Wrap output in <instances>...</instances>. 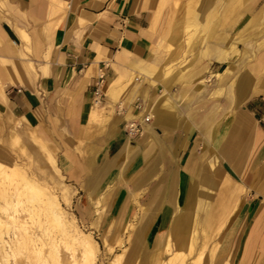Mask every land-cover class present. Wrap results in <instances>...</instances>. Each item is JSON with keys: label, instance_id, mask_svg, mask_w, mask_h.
Returning a JSON list of instances; mask_svg holds the SVG:
<instances>
[{"label": "crops", "instance_id": "crops-1", "mask_svg": "<svg viewBox=\"0 0 264 264\" xmlns=\"http://www.w3.org/2000/svg\"><path fill=\"white\" fill-rule=\"evenodd\" d=\"M237 1L188 7L200 45L176 67L166 48L179 50L180 34L176 23L164 34V0H0V129L18 120L47 145L57 173L98 212L91 224L113 217L104 234L135 223L124 264H149L194 217L212 231L211 257L223 224L238 264H264V47L251 50L264 35V4L236 10ZM235 14L248 18L225 45ZM146 113L143 133L127 136L125 122Z\"/></svg>", "mask_w": 264, "mask_h": 264}, {"label": "rangeland", "instance_id": "rangeland-1", "mask_svg": "<svg viewBox=\"0 0 264 264\" xmlns=\"http://www.w3.org/2000/svg\"><path fill=\"white\" fill-rule=\"evenodd\" d=\"M193 2L194 5L198 6L199 0H164V4H162L164 8H167L164 11L167 17V25L162 26L164 34H170V29L175 23V28L180 34L179 50L175 48V42H169L166 48L167 50L170 49V51L173 50L172 54L168 52V56H170V63H174L175 66L182 61H184V64L188 63L193 57L196 48L200 45L198 38L195 35H191L200 24L187 15V9ZM248 2L249 0H241L240 2L232 3V6L238 10ZM261 4H264V0H259L256 5L260 6ZM235 16L236 14L232 15L231 23H229V20H226L224 24L225 28L229 27V31H226L224 37L225 45L228 42L231 43L232 40L235 43L237 42L234 32L248 18V16H245L240 22L239 19L234 20ZM199 21L202 22V20ZM216 28L223 30V26H217ZM189 36L190 42H187ZM252 41L251 50L253 53L264 47V35L260 34L253 37ZM239 47L241 48V46ZM236 58H234L233 64H235ZM251 58L248 57V61H251ZM210 78L208 80H211ZM215 93L219 97L222 90H217ZM49 155L54 156L49 151L47 145L34 137L30 130L22 127L18 120L8 121L6 131L5 129H0V162L13 164L19 171V174L16 176L0 173V218L2 219H0V264H71L72 261L70 263L67 261H69L72 250L74 249V255H77L79 252L77 244L68 239L62 232L61 227L48 217L47 208L41 202L45 192H50V194L56 196L59 199V206L65 214L72 215L82 234L89 235L93 240L97 247L96 264H108L111 255L106 252L103 239L105 238L106 242L111 239L112 235L104 234V232L107 230L113 217H105L104 222L103 219L101 221L100 217L95 224H91L90 220L95 218L98 213L95 211V207L82 197L80 200L79 193H77L78 189L76 190L73 186L65 183L67 180L57 173L49 159ZM27 179L31 180L37 188H42V190L40 192L32 191L30 187L25 185V180ZM22 184L23 186L21 187ZM98 196L102 198L103 195L100 194ZM63 198H67L68 201ZM80 204L82 205V210L80 209ZM109 204L110 202L103 208V210H106V213L110 212ZM87 210L90 212L89 215H86ZM165 218L166 215L158 232L165 228L167 223V219L165 221ZM130 219L127 218L126 221L128 222ZM210 223L211 221L205 225L208 226ZM133 224L135 226V223ZM68 229L70 231L69 226ZM225 229V225L221 224L219 226L218 233L214 237L213 242L215 245L214 254L211 257L209 251L207 253V249L208 242L213 236L212 231L208 228L200 230L195 226L194 231L197 239L194 247L196 246L198 251L203 252L201 264H238V257L235 251L227 248L228 234L225 232ZM21 234L24 237L20 238ZM28 235L30 236L27 237ZM121 236L125 240L126 229H124V234ZM116 238L118 237H114L109 241V245L114 246V251L120 252L122 247L125 248L128 244L124 241L121 246L116 245L114 243ZM22 239H26V243ZM28 242L30 245L27 244ZM151 243L152 241L145 243L147 250L150 248ZM184 249L187 250L188 248L185 247ZM72 264H75V262Z\"/></svg>", "mask_w": 264, "mask_h": 264}, {"label": "bare ground", "instance_id": "bare-ground-1", "mask_svg": "<svg viewBox=\"0 0 264 264\" xmlns=\"http://www.w3.org/2000/svg\"><path fill=\"white\" fill-rule=\"evenodd\" d=\"M215 4H217V3H215ZM117 93H119V92H117ZM94 113L96 114V116H99L103 112L101 111V108H100V109H96ZM93 120H95V119H93ZM0 173H3V174L8 175V176H16V175L19 174V171H18V168L16 166H14L13 164H8V163L5 164L3 162H0ZM25 181H26V184L25 185H27L28 187H30L32 191L40 192L42 190V188L40 189V188H37L36 186H34V184H33V182L31 180L27 179ZM22 186H23V184L21 185V187ZM28 187H26V188L28 189ZM15 193H16V191H15ZM30 194H28V195L30 196ZM35 195H36V193H35ZM41 202L43 203V205H45L44 207L47 208L48 217L50 218V220L55 221L57 223V225L61 227L62 232L67 236V238L70 239L72 242L76 243L77 246H78V248H79V252L77 253V255H74V252H73L74 249L72 250V253H71V256L69 258V261H67V262L70 263L72 261V263L75 262V264H96L95 256H96V252H97V247H96L95 243L93 242V240L90 238L89 235L82 234V232L79 229V227L77 226L74 218L72 216L66 215L65 212L60 208L58 198H56V196H53L52 194H50V192H45L44 193V198L41 200ZM13 217H11V219H13ZM15 221H16V219H15ZM196 222H197V217H194L191 220V222H190L191 224L190 225L183 224L176 233H169L166 236V238H165L164 242L162 243V245L157 246L155 248V250L151 252V254L149 253L150 254L149 264H201V259H202V256H203V252L202 251H198L196 249V246L194 247V245L196 244V239H197V237L195 236V231H194L195 230V226H197ZM209 222H210V218H208L207 221H205V224H209ZM68 226L70 228V231L68 229ZM124 229H126V237H125V240H124V238L122 236L116 238V240L114 242L116 245H120L121 246L122 245V242L124 243V241H126L127 244L131 242V239L132 238H130V237L133 236L134 231H135L134 224L133 223H129L128 226L124 227ZM166 234H167V232H166ZM14 236H16V235L14 234ZM29 236L30 235H28L27 237H29ZM22 237H24V236H22V234H21V237L20 238H22ZM103 238H104V236H103ZM113 238L111 236V239L108 240L107 242H106V239L105 238L103 239V242L105 243V247H106V252H108L111 255L110 258H109V260H108V264H124L125 261H126L125 258H126V253H127L126 252L127 246L125 248L122 247V249H121L120 252L114 251V246L109 245V241H111ZM68 239H67V241H68ZM25 240H23V241L25 242ZM31 242H33V241H31ZM27 244H29V242ZM134 246H135V244H134ZM185 247L188 248V249L187 250L184 249ZM132 250H134V249H132ZM123 257H125V258L123 259Z\"/></svg>", "mask_w": 264, "mask_h": 264}, {"label": "built area", "instance_id": "built-area-1", "mask_svg": "<svg viewBox=\"0 0 264 264\" xmlns=\"http://www.w3.org/2000/svg\"><path fill=\"white\" fill-rule=\"evenodd\" d=\"M66 5H69L70 0H63ZM104 81V73L102 69H100V73L97 77L95 89H94V96L96 98L95 101H97L101 95V90L99 87L102 85ZM133 106L135 109L140 110L143 108V104L139 98H136L133 102ZM116 109L118 112H123V106L121 104H118L116 106ZM151 114L146 113L143 115V117L140 120H130L125 122L124 124V131L127 136L129 137H135L139 136L143 133L144 126L150 121Z\"/></svg>", "mask_w": 264, "mask_h": 264}]
</instances>
